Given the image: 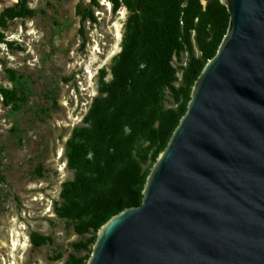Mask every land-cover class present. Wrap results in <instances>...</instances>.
Here are the masks:
<instances>
[{
  "label": "water",
  "instance_id": "95a60500",
  "mask_svg": "<svg viewBox=\"0 0 264 264\" xmlns=\"http://www.w3.org/2000/svg\"><path fill=\"white\" fill-rule=\"evenodd\" d=\"M220 2L227 33L142 204L102 226L86 264H264V0Z\"/></svg>",
  "mask_w": 264,
  "mask_h": 264
},
{
  "label": "rangeland",
  "instance_id": "374dc122",
  "mask_svg": "<svg viewBox=\"0 0 264 264\" xmlns=\"http://www.w3.org/2000/svg\"><path fill=\"white\" fill-rule=\"evenodd\" d=\"M0 0V264H65L92 234H79L76 221L60 211L74 207L62 197L76 179L66 145L85 126L100 85L113 80L132 9L113 10L109 0ZM110 6H107V5ZM91 10L96 23L82 25ZM203 5L206 2L203 1ZM110 7V8H109ZM84 34L81 35V28ZM194 37V35H193ZM196 57H200L193 39ZM188 53L174 59L179 87ZM15 95L8 103L3 91ZM167 107L176 108L169 99Z\"/></svg>",
  "mask_w": 264,
  "mask_h": 264
},
{
  "label": "trees",
  "instance_id": "16d2710c",
  "mask_svg": "<svg viewBox=\"0 0 264 264\" xmlns=\"http://www.w3.org/2000/svg\"><path fill=\"white\" fill-rule=\"evenodd\" d=\"M27 0H21L25 5ZM203 1L206 5H203ZM113 10L122 5L134 16L129 21L122 52L112 70L113 80L100 85L85 126L76 128L66 145L68 167L76 179L65 184L62 197L73 203L60 215L77 222L79 234H92L65 264H86L102 226L113 216L142 204L147 178L175 129L186 114L196 80L224 39L230 16L220 0H109ZM92 5L98 6L96 0ZM91 5V6H92ZM82 13V25L96 23L91 10ZM18 16L9 9L0 18ZM84 34V27L80 30ZM194 35V37H193ZM196 41L200 57L193 49ZM3 35L0 33V44ZM188 53L179 87L174 59ZM8 103L14 93L5 90ZM169 99L176 108L167 107Z\"/></svg>",
  "mask_w": 264,
  "mask_h": 264
},
{
  "label": "bare ground",
  "instance_id": "6f19581e",
  "mask_svg": "<svg viewBox=\"0 0 264 264\" xmlns=\"http://www.w3.org/2000/svg\"><path fill=\"white\" fill-rule=\"evenodd\" d=\"M107 6H110L109 4ZM110 8V7H109Z\"/></svg>",
  "mask_w": 264,
  "mask_h": 264
}]
</instances>
